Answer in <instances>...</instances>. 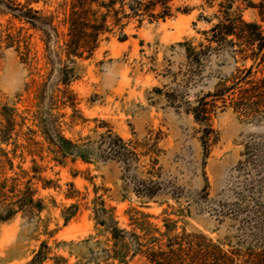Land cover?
<instances>
[{
	"label": "rangeland",
	"instance_id": "rangeland-1",
	"mask_svg": "<svg viewBox=\"0 0 264 264\" xmlns=\"http://www.w3.org/2000/svg\"><path fill=\"white\" fill-rule=\"evenodd\" d=\"M69 3L0 0V264H264V58L203 33L264 0L121 11L82 56Z\"/></svg>",
	"mask_w": 264,
	"mask_h": 264
},
{
	"label": "trees",
	"instance_id": "trees-1",
	"mask_svg": "<svg viewBox=\"0 0 264 264\" xmlns=\"http://www.w3.org/2000/svg\"><path fill=\"white\" fill-rule=\"evenodd\" d=\"M170 1L70 0V11L67 16V32L63 43V52L66 56H82L84 51L88 53L92 51L97 46L99 34L107 31V18L110 15L114 17V15L121 13V11L124 14L122 15L123 17H136L140 23L144 17L164 19L171 15ZM94 4L104 8V13L100 17V23L98 24L95 23L97 21V11L93 9ZM115 5H118L117 9H114ZM221 6L222 3H219V7ZM226 7L231 8V4H227ZM203 33H209L207 40L215 43L217 46L223 44H239V46L243 45L245 48H252L253 54L248 55V58L251 60L257 57L259 60H263L264 58V31L261 25L257 22L244 20L240 14L231 16L227 10L224 11L222 18L212 25L208 31H204ZM121 38H126V35L122 33ZM257 53H261V55L258 56ZM259 84L260 90L264 93V78L260 80ZM117 140L121 141L119 137H117ZM71 144L69 140L63 138H60L58 142L59 148L65 153L75 151ZM116 149H112V156H122L121 152ZM77 155L83 160L88 159L80 151L77 152ZM213 250L218 252L221 261L222 258L227 259L226 255H223L221 249L217 248V246ZM150 255L155 257L153 260L155 264L164 263L165 258L159 257L160 254L152 252Z\"/></svg>",
	"mask_w": 264,
	"mask_h": 264
}]
</instances>
